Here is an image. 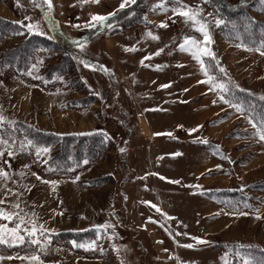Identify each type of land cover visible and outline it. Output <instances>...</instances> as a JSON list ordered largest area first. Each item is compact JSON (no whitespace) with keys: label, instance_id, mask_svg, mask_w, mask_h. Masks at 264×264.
<instances>
[{"label":"rangeland","instance_id":"obj_1","mask_svg":"<svg viewBox=\"0 0 264 264\" xmlns=\"http://www.w3.org/2000/svg\"><path fill=\"white\" fill-rule=\"evenodd\" d=\"M137 1L51 0L88 57L77 75L37 79L59 58L44 47L30 77L0 69V264H240L264 247L262 128L237 98H264V46L237 37L248 16L218 0ZM224 1L264 23V0ZM121 8L105 26L92 19ZM43 13L39 0H0L30 32L49 33ZM15 121L110 146L66 174L49 165L53 147L13 135Z\"/></svg>","mask_w":264,"mask_h":264},{"label":"trees","instance_id":"obj_2","mask_svg":"<svg viewBox=\"0 0 264 264\" xmlns=\"http://www.w3.org/2000/svg\"><path fill=\"white\" fill-rule=\"evenodd\" d=\"M4 1L8 3V0ZM39 1L41 7H43L44 19L48 22L47 28L50 29L47 34L30 32L26 25L21 24L13 18L0 15V41L12 35L21 38L19 41L12 43L9 47L4 46L0 48V69H5L7 74L14 73L26 79L30 77V67L35 63L34 52H36L38 48L44 47V49L51 50L48 58H51L52 55L59 57L58 61L51 63V65L41 66L42 73L40 72L41 75L37 78L44 81L46 85L51 86L52 84H56V82L60 83V78H63L66 74L72 76L77 75L80 59L82 58L83 60L81 61L85 62V58L88 59V57L85 56L81 50L82 44L80 40H78L79 42H72L69 40L66 32H62V23L57 19L54 8L51 7V9H49L47 4L42 3V0ZM138 1L133 7H137ZM217 2L222 11L227 15L235 16L239 14V16H248L244 26L232 27L237 37L248 42V44L264 46V23L260 22V20H253L250 14H247V11L238 10V7L241 5L232 6L227 4L224 0H218ZM129 9L132 8H121L116 10L113 15L107 16V20L101 23V27L105 26L106 23H112L114 19L118 18V15L125 13ZM97 62L98 61H95L94 63L97 64ZM86 64L89 66L90 62ZM103 66L104 64H102L100 68ZM107 69L103 67L100 70L106 73ZM56 76L58 80L55 78ZM34 80L37 81L36 79ZM84 85L86 86V84ZM237 94V98L245 105L244 109L251 114L255 124L264 130V98L253 94L248 89L237 91ZM87 95L92 101L96 96L94 93H88ZM19 132L36 146L53 147L54 153L48 159L49 165L66 174L70 173L71 169L74 167L91 163L95 155H99L110 146L109 139L96 132H52L43 128H37L33 123L15 121L12 133L16 135ZM23 244L24 243H20L11 247L16 249L20 248ZM0 245L4 246L5 244L0 243ZM242 253L246 255V260L240 262L238 258L237 260L240 264H264V247L261 248L250 245L244 248Z\"/></svg>","mask_w":264,"mask_h":264},{"label":"snow or ice","instance_id":"obj_3","mask_svg":"<svg viewBox=\"0 0 264 264\" xmlns=\"http://www.w3.org/2000/svg\"><path fill=\"white\" fill-rule=\"evenodd\" d=\"M92 2L98 3L99 0H92ZM47 4H48L49 9H51V7H52L51 0H47ZM121 7H123V5H121ZM181 14L187 16L189 19H194L195 18L194 16L190 15L188 12H184V13H181ZM92 19L95 20L97 22V24H100V23H103L104 21H106L107 20V17H105V16H94ZM91 26L92 27H95L96 25L93 24ZM162 26H166V25H162ZM27 27L29 29H31L33 26L32 25H27ZM74 27H78V25H74ZM201 31H204V29L201 28ZM205 36L207 37V33L206 32H205ZM185 43L187 44V43H189V41L186 39ZM191 43L193 45H195L196 44V41L193 40V41H191ZM132 50H135V49H132ZM181 50H185V46L184 45H181ZM157 54H159V53H157ZM204 54L205 55H209V56H212L213 55V53H211L208 50H205ZM196 58L197 59H200V57L198 55H196ZM164 87H167V85H165ZM0 119H2V117H0ZM192 131H196V129H193ZM259 135H260V139L261 140H264V130L260 131ZM176 155H179V153H177ZM172 182L173 183H178V181H172ZM53 183H55V182H53ZM153 207H155V205H153ZM157 211H159V209H157ZM7 218L10 219L11 217H7ZM11 231L13 233H15L16 229H12ZM20 239L22 241L23 238L21 237ZM6 242L7 241L3 240L2 237H0V243H6ZM198 242L204 243V241H198ZM33 243H37V241H33ZM185 247H192V245H185ZM34 259H37V258L34 257Z\"/></svg>","mask_w":264,"mask_h":264},{"label":"crops","instance_id":"obj_4","mask_svg":"<svg viewBox=\"0 0 264 264\" xmlns=\"http://www.w3.org/2000/svg\"><path fill=\"white\" fill-rule=\"evenodd\" d=\"M59 1V0H58ZM61 1V0H60ZM63 1V0H62Z\"/></svg>","mask_w":264,"mask_h":264}]
</instances>
